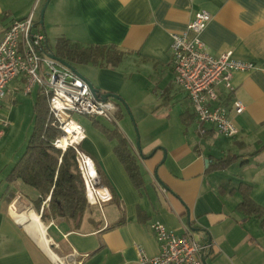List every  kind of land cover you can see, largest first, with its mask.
Returning a JSON list of instances; mask_svg holds the SVG:
<instances>
[{
	"label": "crops",
	"instance_id": "0c3cea01",
	"mask_svg": "<svg viewBox=\"0 0 264 264\" xmlns=\"http://www.w3.org/2000/svg\"><path fill=\"white\" fill-rule=\"evenodd\" d=\"M44 1L0 0V34L31 11L39 21ZM44 9L41 29L49 50H54L60 37L81 46L116 47L123 52L116 66L80 64L77 72L100 94H115L134 108L148 104L137 110L147 122L140 149L134 134L121 130L118 122L90 117L91 124L84 127L81 148L96 165L112 200L101 206L88 203L78 227L64 218L43 222L64 264H137L136 245L154 256L159 247L150 228L153 222L209 245L202 256L206 264H264L262 217L238 205L243 190L264 212V70L232 72L233 93L227 102L240 99L244 111L229 112L238 133L227 137L209 123L198 124L187 94L173 81L169 55L171 33L192 38L187 24L196 11L204 9L211 18L199 37L208 53L229 52L261 66L264 0H49ZM23 86V76L11 80L0 106V117L8 121L0 138V264H61L12 209L16 204L40 217L48 206L44 201L36 210L38 191L9 176L33 123L34 103L30 132L17 126L16 96L22 95L19 92L35 91V98L39 94L38 86L29 93ZM172 109L178 110L181 121L176 138L171 125L159 124L162 111ZM119 112L118 106L115 115ZM100 127L116 129L126 138L140 172V185L132 183L115 154L117 140L107 137ZM161 149L166 153L163 159ZM223 156H234V160L224 168L215 167ZM51 228L56 229L58 240L49 234Z\"/></svg>",
	"mask_w": 264,
	"mask_h": 264
},
{
	"label": "built area",
	"instance_id": "2783aa9c",
	"mask_svg": "<svg viewBox=\"0 0 264 264\" xmlns=\"http://www.w3.org/2000/svg\"><path fill=\"white\" fill-rule=\"evenodd\" d=\"M209 14L201 9L192 15L186 28L194 33L192 38L185 33H171L169 55L173 81L187 94L198 124L209 123L218 134L232 137L238 133V127L229 117V112L240 114L244 111L240 99L230 98L231 102H227L233 93L232 72L254 68L264 70V60L261 66H257L252 61L234 58L229 52L218 56L209 54L199 37L211 18ZM41 28L31 11L26 17L14 20L0 34V106L6 95L5 87L11 80L23 76L25 93L38 86L39 94L48 99L51 124L60 131L52 145L61 151L67 148L74 150L85 199L89 204L101 206L111 201L112 195L103 185L96 165L81 148L85 129L73 115L83 114L117 122V105L110 98L93 97L85 80L49 57L47 38ZM7 124L6 118L0 117V138ZM150 228L159 251L149 256L136 245L137 264H203L202 256L209 245L201 244L189 233L174 234L159 222L151 223Z\"/></svg>",
	"mask_w": 264,
	"mask_h": 264
},
{
	"label": "trees",
	"instance_id": "16d2710c",
	"mask_svg": "<svg viewBox=\"0 0 264 264\" xmlns=\"http://www.w3.org/2000/svg\"><path fill=\"white\" fill-rule=\"evenodd\" d=\"M54 50L55 55L74 68L80 64H93L97 66H116L122 59L123 52L114 46L89 44L81 46L75 42L60 37L57 39ZM33 106L32 130L25 149L20 158L14 163L10 177L21 179L25 184L33 187L39 193L35 200L36 210H40L42 202L48 201L47 212L42 211L41 219L64 218L78 227L83 211L87 207L85 189L77 162L75 152L71 148L65 151L52 145L53 139L60 134L54 127L52 116L48 108L46 96L38 94ZM107 137L115 138L117 144L114 152L122 162L125 172L136 186L141 183L138 166L133 159L126 138L116 129L108 130L100 127ZM234 160V156H223L215 161L214 166L224 168ZM243 194L239 207L247 213L262 217L264 226V212L250 199L247 192ZM49 198V199H47Z\"/></svg>",
	"mask_w": 264,
	"mask_h": 264
},
{
	"label": "rangeland",
	"instance_id": "374dc122",
	"mask_svg": "<svg viewBox=\"0 0 264 264\" xmlns=\"http://www.w3.org/2000/svg\"><path fill=\"white\" fill-rule=\"evenodd\" d=\"M45 3V1H44ZM43 6V5H42ZM41 6V8H42ZM41 8H39L38 10V17L40 18V12H41ZM52 39L50 38V44H52ZM77 70L80 71V68L78 67ZM20 94H22L21 96L17 95L16 96V100L17 102L14 103V107L17 108V114L16 117H13L14 115H11L13 118L16 119L17 121V126H19L20 130L24 131H28V133L30 132L31 129V123H30V111H31V107L34 103V98H35V91H33L32 93H30L29 95H25L22 92H19ZM134 99H136L134 97ZM144 101V100H142ZM148 102V100H145ZM113 102L117 105V107L119 106L120 112L116 115L117 117V122H118V126L121 130L123 129L125 131V129H128V131L131 134H134V142H137V139L139 140V144L142 145V142L145 140L146 137V133H144V131L142 130L145 123H147L145 120H143V117L140 113L137 112L138 108L142 109L145 108V106H147L148 104L145 105L146 102H143V105L140 106L141 104H138L137 108H134L133 104H129L127 103L125 100L119 101L117 99H113ZM156 104L151 106L152 111L155 112L156 109ZM133 107V108H132ZM148 107V106H147ZM134 109V110H133ZM154 109V110H153ZM73 117L79 121L78 123H80L83 127L87 128V124H91L89 123L91 121V118L83 115V114H74ZM160 121L159 124L166 122L165 124L167 125H171L172 126V133H173V138H176L177 134H180L179 132V128H181V121L179 119V114H178V110L176 109H172L170 110V112H163L162 114H160ZM149 121H153L150 120ZM148 121V122H149ZM111 123V122H110ZM6 129V128H5ZM11 129V127L9 128ZM7 134V133H6ZM14 132L10 133V136L13 137ZM9 137V138H11ZM139 145V146H140ZM141 148V146H140ZM161 156L160 158L163 159L162 157L164 156V152L163 149H161ZM86 197V196H85ZM88 204V202H87ZM95 205V204H92ZM100 214V211H99ZM42 222H45V220H42ZM26 232V231H25ZM49 234L52 236L53 239L58 240V234L55 228H51L49 230ZM52 244V243H51ZM52 251H54L55 253H57V248L54 247V245H50ZM59 257H61L58 254ZM58 259V258H57ZM60 260L61 264H64V261L62 259H58ZM67 261V259H65Z\"/></svg>",
	"mask_w": 264,
	"mask_h": 264
},
{
	"label": "bare ground",
	"instance_id": "6f19581e",
	"mask_svg": "<svg viewBox=\"0 0 264 264\" xmlns=\"http://www.w3.org/2000/svg\"><path fill=\"white\" fill-rule=\"evenodd\" d=\"M12 209L15 215L27 223V227H29L30 230L38 236V239H40L48 251H50L54 257L61 259L54 251H52L50 247L52 243L51 239H49V236L47 235V228L39 215L32 209L26 210L24 207L17 206L16 204L12 206Z\"/></svg>",
	"mask_w": 264,
	"mask_h": 264
},
{
	"label": "water",
	"instance_id": "95a60500",
	"mask_svg": "<svg viewBox=\"0 0 264 264\" xmlns=\"http://www.w3.org/2000/svg\"><path fill=\"white\" fill-rule=\"evenodd\" d=\"M48 2H49V0H46L45 3H44V5H43V7L40 9L41 12H40L39 23H40L42 26H43V22H42V21H43V18H44V11H45L44 8H46ZM49 57L53 58V60H57V61H59L60 63H62V64L65 65V66L69 67V68H70L71 70H73V72H75L79 77H81L83 80H85V81L87 82L86 84L89 85V88H90V90H91V92H92V94H93V97H96V98H99V99H102V100H106V98H107V99H108V98H110V99H111V98H114V99H117V100H119V101L122 102V99H121L119 96L115 95V94H112V93L100 94L99 91H97V90L93 87V85L90 84V82H88V81L85 79V77H84L82 74H80L79 72H77V69H76V68H74L73 66H71L70 64H68L67 62H65L64 60H60V59L55 55L54 50H51V49H50ZM139 145H140V144H139V140L137 139L136 146L140 149V146H139ZM163 151H164V150H163ZM164 156H166L165 151H164ZM164 156H163V157H164ZM202 258H203V257H202ZM202 260H203V264H206V262H205V258H203Z\"/></svg>",
	"mask_w": 264,
	"mask_h": 264
}]
</instances>
